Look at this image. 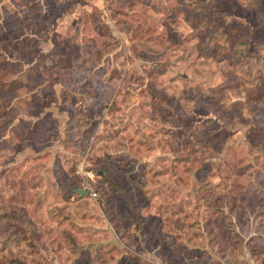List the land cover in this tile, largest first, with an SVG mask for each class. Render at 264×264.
Instances as JSON below:
<instances>
[{
	"label": "rangeland",
	"instance_id": "374dc122",
	"mask_svg": "<svg viewBox=\"0 0 264 264\" xmlns=\"http://www.w3.org/2000/svg\"><path fill=\"white\" fill-rule=\"evenodd\" d=\"M260 87L264 0H0V261L264 264Z\"/></svg>",
	"mask_w": 264,
	"mask_h": 264
},
{
	"label": "trees",
	"instance_id": "16d2710c",
	"mask_svg": "<svg viewBox=\"0 0 264 264\" xmlns=\"http://www.w3.org/2000/svg\"><path fill=\"white\" fill-rule=\"evenodd\" d=\"M248 98L250 100L261 102L264 100V88L260 87L256 89L255 93H251ZM98 174L100 176H105V171H98ZM81 185L77 184L75 182L71 187V192L75 193L78 196H81L79 193L75 191L76 188H80ZM0 221L4 222V232L6 234V238H1L4 242L5 246H15L18 245L26 240L31 241V238L29 237L27 230L24 229L22 226L18 225L16 223V217H14V220L10 219L8 215L1 214L0 215ZM1 264H30L25 258H21L19 256H4L1 258Z\"/></svg>",
	"mask_w": 264,
	"mask_h": 264
},
{
	"label": "built area",
	"instance_id": "2783aa9c",
	"mask_svg": "<svg viewBox=\"0 0 264 264\" xmlns=\"http://www.w3.org/2000/svg\"><path fill=\"white\" fill-rule=\"evenodd\" d=\"M82 175L83 182L80 188H84L88 191L91 197L97 198L98 192L94 190L93 182L96 181V173L93 170H85L84 167H81L78 171Z\"/></svg>",
	"mask_w": 264,
	"mask_h": 264
},
{
	"label": "water",
	"instance_id": "95a60500",
	"mask_svg": "<svg viewBox=\"0 0 264 264\" xmlns=\"http://www.w3.org/2000/svg\"><path fill=\"white\" fill-rule=\"evenodd\" d=\"M75 191L79 193L82 197H86L89 195L88 191L84 188H76Z\"/></svg>",
	"mask_w": 264,
	"mask_h": 264
}]
</instances>
